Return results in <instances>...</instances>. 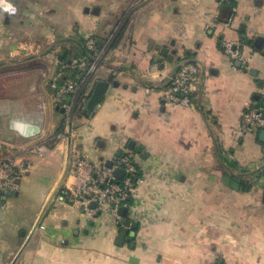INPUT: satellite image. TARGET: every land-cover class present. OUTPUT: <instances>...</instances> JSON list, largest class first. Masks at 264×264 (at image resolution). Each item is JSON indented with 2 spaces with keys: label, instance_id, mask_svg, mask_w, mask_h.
I'll return each instance as SVG.
<instances>
[{
  "label": "crops",
  "instance_id": "0c3cea01",
  "mask_svg": "<svg viewBox=\"0 0 264 264\" xmlns=\"http://www.w3.org/2000/svg\"><path fill=\"white\" fill-rule=\"evenodd\" d=\"M12 1L17 15L0 10V133L15 141L0 151H48L33 159L18 195L6 197L0 264H11L54 194L16 264H264V142L242 130L244 114L264 108V0H234L227 22L223 0H152L130 15L97 75L111 82L105 98L87 111V90L78 105L72 150L105 163L137 155L143 176L125 219L138 227L122 243L110 208L92 217L63 193L75 177L66 172L68 135L58 137L68 116L56 92L82 83L92 65L77 57L65 64L62 48L74 57L73 40L106 46L145 0ZM229 42L239 60L225 53ZM164 47L172 62L156 60ZM184 60L201 67L189 107L161 94ZM17 118L41 133L20 135L9 126Z\"/></svg>",
  "mask_w": 264,
  "mask_h": 264
},
{
  "label": "built area",
  "instance_id": "2783aa9c",
  "mask_svg": "<svg viewBox=\"0 0 264 264\" xmlns=\"http://www.w3.org/2000/svg\"><path fill=\"white\" fill-rule=\"evenodd\" d=\"M223 2L233 5L234 0H223ZM8 3L15 7V13L4 10L5 4ZM0 10L12 16L17 15L19 12L18 6L12 0H4V4H0ZM235 47L236 45L232 42L223 46L225 53L231 57L232 61L241 58L239 50ZM88 48L95 51L97 56L101 53L97 50L93 41L89 42ZM200 70L201 67L198 62L193 60L182 61L178 70L171 77L169 85L163 88L161 92L164 102L182 107L192 106L195 84L199 79ZM80 87L81 83L72 81L64 83L57 89L56 99L59 101L60 106L65 108L68 116L67 132L59 134V138L68 135L69 113L72 102L69 103L65 100L67 96H72L73 100ZM262 110V107H254L244 114L242 130L245 135L256 136L264 130ZM6 144L7 142L2 140V133H0V148H3ZM47 151L46 144H39L27 148L26 155H16L12 152L0 154V215L5 209L3 200L6 199L7 192L17 191L19 186L17 181L32 168L33 159L45 157ZM140 167L137 155L132 151L122 153L115 159L112 167L107 166L104 161L92 160L87 155L75 151L70 164L71 174L75 177V182L72 186L64 189L63 193L92 217L110 208L119 224L122 225L125 217L120 210L123 206H126L129 211L131 207V201L137 193V186L142 181L143 175ZM119 169L124 170L122 178H119L116 174ZM93 204H96L95 207H93Z\"/></svg>",
  "mask_w": 264,
  "mask_h": 264
},
{
  "label": "water",
  "instance_id": "95a60500",
  "mask_svg": "<svg viewBox=\"0 0 264 264\" xmlns=\"http://www.w3.org/2000/svg\"><path fill=\"white\" fill-rule=\"evenodd\" d=\"M152 0H145L144 2H142L141 4H139L129 15L128 17L124 20V23L119 27V29L115 32V34L110 38L109 42L107 43V45L104 47V49L102 50V52L100 53V55L93 61L92 65L90 66V68L87 71V75L85 76L83 82L81 83V87L78 91V93L75 95V97L73 98V102H72V108L71 111L69 113V124H68V151H67V168H66V172L69 171L70 169V164H71V159H72V150H73V129H74V117H75V113L76 110L78 109V105L81 102V100L83 99L86 91L88 90L87 96L89 97L88 100H86V110L87 111H93L99 108V105L101 104V102L103 101V99L105 98L107 91L109 90L110 86H111V82L108 79H102V78H98V72L100 67L103 65L106 57L108 56L109 52L114 48L116 42L118 41V39L120 38L124 27L130 17V15L137 9L141 8L142 6H144L145 4H147L148 2H150ZM234 11V7L231 4H224L222 6V13H221V17L223 18V21H229V19L231 18V15L233 14ZM236 48V47H235ZM161 56L163 57H167L168 60L170 62H172V54H170V50L168 47H164L160 50L159 55L156 57V60H158ZM242 62L238 61V65H241ZM114 86L119 85L118 81H114L113 82ZM259 100V99H258ZM264 106V105H263ZM255 107H258L257 105ZM58 108L60 109V111L62 113H66L65 108L58 106ZM263 112V116H264V108L262 110ZM13 121H19L20 123L27 125L28 126V130H27V134L26 135H22L24 137H34L37 136L38 134L41 133L42 131V127L40 124L35 123L33 121H26L23 118H17V119H12L9 121V126L12 130H14L12 128V122ZM15 131V130H14ZM17 132V131H16ZM2 140L7 142V143H13L15 141V135L9 134V133H2ZM260 140L262 142H264V130L261 131L260 133ZM77 148L79 149L80 146H77ZM130 148H134V144L131 143L130 144ZM121 155V153L119 154ZM147 154L144 153V157H146ZM102 160H104V158L102 157ZM115 160H107L106 164L109 167H112L113 163ZM117 176L119 178H122L124 175V170L123 169H119L116 172ZM18 184L20 183V180L17 181ZM13 195H18V192H13V191H8L7 192V196H13ZM55 197V194L49 199V201L46 203V205L44 206L43 210L41 211L33 229L31 230V232L28 234L25 242L23 243L22 247L20 248L19 252L16 254L15 258L13 259V261L11 262V264H16L17 261L19 260L21 254L23 253V251L26 249L27 245L29 244V242L31 241V239L33 238V236L36 234L37 230L40 228L41 223L48 211V209L50 208L53 199ZM3 203H6V199L3 200ZM96 204H93V207H95ZM121 214L125 217L128 213V207L123 206L120 210ZM123 228L120 232L119 235V243H122L123 241H130L131 237H127L128 235V230L129 228L132 226L134 229H136L138 227V223H131L130 219H125V221L122 223ZM134 233H130V236H132ZM23 235H26V233H23Z\"/></svg>",
  "mask_w": 264,
  "mask_h": 264
},
{
  "label": "trees",
  "instance_id": "16d2710c",
  "mask_svg": "<svg viewBox=\"0 0 264 264\" xmlns=\"http://www.w3.org/2000/svg\"><path fill=\"white\" fill-rule=\"evenodd\" d=\"M73 42H75L76 48H77V52L76 55L74 57L68 56L67 54L70 52V50H68L67 48H62L63 52L61 55V58H63V61L65 62V64H69L70 60L73 61V58L77 57V59L79 58V61L81 60H86L87 63L92 64L93 61L98 57L96 52L93 50H90L87 46H86V40L81 39V40H73ZM96 48L97 50H102L105 46V43L103 40H96ZM87 70V69H86ZM85 70V72H86ZM81 79V78H80ZM243 184V183H242ZM241 184V187H243L245 190H249L250 188L244 186Z\"/></svg>",
  "mask_w": 264,
  "mask_h": 264
},
{
  "label": "clouds",
  "instance_id": "9594fccd",
  "mask_svg": "<svg viewBox=\"0 0 264 264\" xmlns=\"http://www.w3.org/2000/svg\"><path fill=\"white\" fill-rule=\"evenodd\" d=\"M0 4H4V0H0ZM4 10L9 11L10 13H15V11H16L15 7H13V5L10 3L5 4ZM11 126L15 131L19 132L20 134H22V135L27 134V130H28L27 125H24V124L20 123L19 121H13Z\"/></svg>",
  "mask_w": 264,
  "mask_h": 264
},
{
  "label": "rangeland",
  "instance_id": "374dc122",
  "mask_svg": "<svg viewBox=\"0 0 264 264\" xmlns=\"http://www.w3.org/2000/svg\"><path fill=\"white\" fill-rule=\"evenodd\" d=\"M88 44H89V42L86 43V46H87V47H88ZM1 153H2V151H0V154H1Z\"/></svg>",
  "mask_w": 264,
  "mask_h": 264
}]
</instances>
